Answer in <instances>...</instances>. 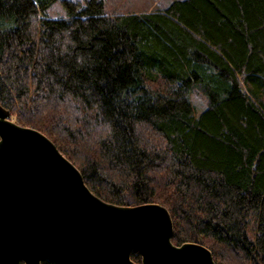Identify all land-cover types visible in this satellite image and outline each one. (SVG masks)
Wrapping results in <instances>:
<instances>
[{
	"label": "trees",
	"instance_id": "1",
	"mask_svg": "<svg viewBox=\"0 0 264 264\" xmlns=\"http://www.w3.org/2000/svg\"><path fill=\"white\" fill-rule=\"evenodd\" d=\"M53 1L0 0V104L99 198L164 205L173 243L264 264V0Z\"/></svg>",
	"mask_w": 264,
	"mask_h": 264
},
{
	"label": "water",
	"instance_id": "2",
	"mask_svg": "<svg viewBox=\"0 0 264 264\" xmlns=\"http://www.w3.org/2000/svg\"><path fill=\"white\" fill-rule=\"evenodd\" d=\"M171 231L164 205L99 198L46 134L0 104V264H218Z\"/></svg>",
	"mask_w": 264,
	"mask_h": 264
},
{
	"label": "rangeland",
	"instance_id": "3",
	"mask_svg": "<svg viewBox=\"0 0 264 264\" xmlns=\"http://www.w3.org/2000/svg\"><path fill=\"white\" fill-rule=\"evenodd\" d=\"M82 1V0H80ZM169 0H103L104 8L106 11H117V12H131V11H143L153 10L154 7H159L168 4ZM62 8L60 7L59 1H53L49 7L45 10L48 16H61ZM192 106L194 107V115L200 112L205 107V100L196 91H190L188 93ZM14 119V115L11 114ZM57 147V146H56ZM173 242V241H171ZM175 244V243H174Z\"/></svg>",
	"mask_w": 264,
	"mask_h": 264
}]
</instances>
